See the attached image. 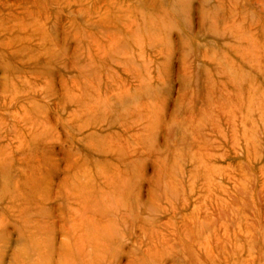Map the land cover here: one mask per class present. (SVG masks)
I'll list each match as a JSON object with an SVG mask.
<instances>
[{"label":"rangeland","instance_id":"rangeland-1","mask_svg":"<svg viewBox=\"0 0 264 264\" xmlns=\"http://www.w3.org/2000/svg\"><path fill=\"white\" fill-rule=\"evenodd\" d=\"M2 40L0 264H264V0H0Z\"/></svg>","mask_w":264,"mask_h":264},{"label":"bare ground","instance_id":"bare-ground-1","mask_svg":"<svg viewBox=\"0 0 264 264\" xmlns=\"http://www.w3.org/2000/svg\"><path fill=\"white\" fill-rule=\"evenodd\" d=\"M14 29V28H13ZM31 30H32V28H31ZM20 37V36H19ZM16 38V37H15ZM29 38V37H28ZM41 38H42V36H41ZM9 39V38H8ZM8 44V43H7ZM9 47L10 46V44H8V45H6V43L2 40L1 42H0V47ZM21 175V174H20ZM20 175H18V176H20ZM22 176V175H21ZM19 178V177H18ZM20 179H18L17 181H15V183L13 184V190H12V195H11V197H10V199H11V202L15 205V206H13L12 207V209L14 210L15 208H19L17 205V203H19V200L20 201H22L23 202V199H22V197H23V194L24 193H22L23 192V189H20L19 187H18V185L20 184V181H19ZM38 181H40V180H38ZM23 182H25V184L27 185V180H24ZM34 182H37V180H35ZM30 183H31V186L33 185V180L31 179L30 180ZM88 183V182H87ZM109 185V184H108ZM85 186H86V184H83L82 185V187L83 188H85ZM87 186H90L89 184H87ZM92 186V185H91ZM93 187V186H92ZM115 187V186H114ZM77 188V187H76ZM31 190V189H30ZM32 190H34V189H32ZM26 191V190H25ZM29 192V191H28ZM34 192H35V190H34ZM34 192H31L32 194L34 193ZM37 193H39V192H37ZM85 193V189H83V191L82 190H80V193L78 192V194H79V196H82L83 194ZM39 195H41V194H39ZM44 196H45V194H44ZM48 200V199H47ZM43 201V200H42ZM46 200H44V202H45ZM59 202V201H58ZM21 204H23V203H20V205ZM59 204H61V203H59ZM19 205V206H20ZM62 205V204H61ZM68 205V204H67ZM21 206H23V205H21ZM59 206V205H58ZM70 206V205H69ZM63 207V206H62ZM71 207V209L73 208L72 206H70ZM22 208V207H21ZM23 209V208H22ZM70 209V210H71ZM13 210H10V213H9V215H10V217H13L14 216V213H12L13 212ZM117 210V209H116ZM23 211H24V209H23ZM41 211V210H40ZM19 213V212H18ZM16 214V213H15ZM25 215V214H24ZM75 218V217H74ZM18 219H19V217H18ZM24 223V222H23ZM79 223L81 224V222H80V220H79ZM114 225V224H113ZM107 229V228H106ZM68 232V231H67ZM9 235V234H8ZM7 235V236H8ZM19 235H20V233H19ZM94 239H95V237H94ZM102 241V240H101ZM35 244H37L38 243V241H36V242H34ZM77 243V242H76ZM78 247V246H77ZM36 250V249H35ZM35 250H34V252H35ZM17 251H19V252H17L18 253V255L15 257V260H20V263H22L23 262V264H43L44 262H48V260H47V256H49V255H47L46 253H41V252H38L37 250H36V252L33 254V255H31V256H28L27 254H25V256L21 253L22 252V247H20V248H18V250ZM23 251H25L24 249H23ZM78 252V251H77ZM16 253V254H17ZM71 253V252H70ZM80 254H78V259L81 261V259H82V255H83V253H81V252H79ZM22 254V256H19V255H21ZM63 254V256L62 257H64L65 255L64 254H66L67 255V253H62ZM69 255V254H68ZM76 255H74V257H75ZM22 257H24V258H22ZM71 254H70V260H67V262H68V264H70L71 263V260L72 261H74V263L73 264H75V258H74ZM22 258V259H21ZM50 258V257H49ZM65 258H67L66 256H65ZM64 258V259H65ZM64 259H62V260H60V258L58 259V261H57V264H63V262H64ZM66 260V259H65ZM65 263V262H64ZM72 264V263H71Z\"/></svg>","mask_w":264,"mask_h":264}]
</instances>
